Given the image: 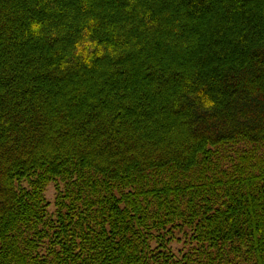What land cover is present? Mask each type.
<instances>
[{
    "label": "trees",
    "instance_id": "obj_1",
    "mask_svg": "<svg viewBox=\"0 0 264 264\" xmlns=\"http://www.w3.org/2000/svg\"><path fill=\"white\" fill-rule=\"evenodd\" d=\"M0 264H264V0H0Z\"/></svg>",
    "mask_w": 264,
    "mask_h": 264
},
{
    "label": "rangeland",
    "instance_id": "obj_2",
    "mask_svg": "<svg viewBox=\"0 0 264 264\" xmlns=\"http://www.w3.org/2000/svg\"><path fill=\"white\" fill-rule=\"evenodd\" d=\"M62 184L61 182L59 181H50L49 183L46 184L44 190H43V198L45 200V202L47 204H49L48 206V211H49V214H53L54 213V199H55V195H56V192L59 189L62 188ZM22 188L26 187L28 188V185L27 183H22V184H19ZM16 188H17V185H16ZM152 246H154V243H152ZM171 247L173 249L174 252H177L178 250H181L184 248L182 242H175L173 241L171 243Z\"/></svg>",
    "mask_w": 264,
    "mask_h": 264
}]
</instances>
